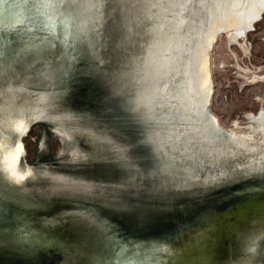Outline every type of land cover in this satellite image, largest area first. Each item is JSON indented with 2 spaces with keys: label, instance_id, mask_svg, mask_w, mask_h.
<instances>
[{
  "label": "water",
  "instance_id": "obj_1",
  "mask_svg": "<svg viewBox=\"0 0 264 264\" xmlns=\"http://www.w3.org/2000/svg\"><path fill=\"white\" fill-rule=\"evenodd\" d=\"M0 264H264V0H0Z\"/></svg>",
  "mask_w": 264,
  "mask_h": 264
}]
</instances>
